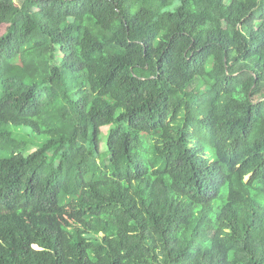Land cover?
Instances as JSON below:
<instances>
[{"label":"trees","instance_id":"16d2710c","mask_svg":"<svg viewBox=\"0 0 264 264\" xmlns=\"http://www.w3.org/2000/svg\"><path fill=\"white\" fill-rule=\"evenodd\" d=\"M17 1L0 264H264V0Z\"/></svg>","mask_w":264,"mask_h":264},{"label":"rangeland","instance_id":"374dc122","mask_svg":"<svg viewBox=\"0 0 264 264\" xmlns=\"http://www.w3.org/2000/svg\"><path fill=\"white\" fill-rule=\"evenodd\" d=\"M15 1H16V3L18 2L17 0H15ZM114 128H115V125L112 124V125L106 126V127H104L102 129V133H103V135H102V142L103 143H102V148H101L102 153H105L106 152V138H107L109 132L112 129H114ZM202 134H204V133H202ZM145 137H146V135H142V139H145Z\"/></svg>","mask_w":264,"mask_h":264}]
</instances>
